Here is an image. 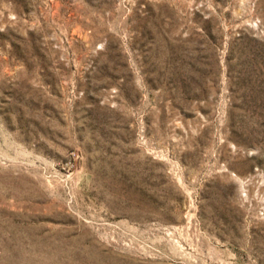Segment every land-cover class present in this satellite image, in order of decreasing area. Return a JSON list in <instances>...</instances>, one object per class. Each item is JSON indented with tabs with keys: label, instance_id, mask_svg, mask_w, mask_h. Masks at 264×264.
<instances>
[{
	"label": "rangeland",
	"instance_id": "374dc122",
	"mask_svg": "<svg viewBox=\"0 0 264 264\" xmlns=\"http://www.w3.org/2000/svg\"><path fill=\"white\" fill-rule=\"evenodd\" d=\"M0 264H264V0H0Z\"/></svg>",
	"mask_w": 264,
	"mask_h": 264
}]
</instances>
